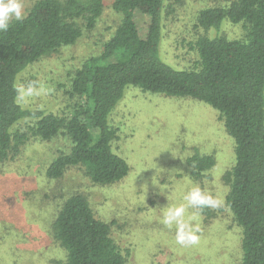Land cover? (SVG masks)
Returning a JSON list of instances; mask_svg holds the SVG:
<instances>
[{
    "label": "trees",
    "instance_id": "1",
    "mask_svg": "<svg viewBox=\"0 0 264 264\" xmlns=\"http://www.w3.org/2000/svg\"><path fill=\"white\" fill-rule=\"evenodd\" d=\"M180 1V0H176ZM202 9L199 26L206 32L195 43V68L178 69L164 61V0H114L121 22L100 55L86 59L75 72L71 95L82 98L71 116L23 108L18 100L19 75L45 55L73 45L84 29H93L104 12V0H36L23 21L0 32V164L15 156L31 136L50 140L67 136L69 152H60L47 169L59 179L72 166L92 181L123 180L130 165L113 147L117 130L110 117L128 86L167 96L191 97L219 111L235 142V163L225 174L226 205L241 228L239 264H264V0H226ZM147 18L144 28L138 17ZM84 20L83 24H79ZM226 22L244 24L243 39L221 34ZM32 118L27 131L14 130ZM192 175L202 178L216 157L196 151L189 159ZM212 217V208L199 209ZM52 234L66 250V264H126L128 256L82 193L61 205Z\"/></svg>",
    "mask_w": 264,
    "mask_h": 264
},
{
    "label": "rangeland",
    "instance_id": "2",
    "mask_svg": "<svg viewBox=\"0 0 264 264\" xmlns=\"http://www.w3.org/2000/svg\"><path fill=\"white\" fill-rule=\"evenodd\" d=\"M35 1L23 0L26 13ZM113 2L104 0L96 26L84 29L76 43L43 56L19 75L18 86L31 84L36 92L20 101L23 108L71 116L82 101L71 95L75 72L86 59L102 53L121 22ZM164 2L160 54L175 68H195L199 60L196 41L206 33H218L199 26L198 14L228 1ZM138 21L144 28L147 18L139 16ZM221 34L243 39L246 28L226 22ZM32 120H22L14 130L27 131ZM110 123L117 130L113 147L130 165L129 174L119 182L96 183L79 166L70 167L59 179L49 178L52 161L71 149L64 135L50 140L31 136L15 156L0 164V264H66V250L51 227L63 202L76 193L89 199L99 219L112 223V233L128 256L126 264H239L242 234L226 205L229 185L225 180L235 163V142L219 111L195 98L128 86ZM196 151L216 157L214 168L200 179L192 175L188 161ZM197 185L223 206L212 208V217L188 208L185 219L200 228V241L181 247L175 241V227L169 229L162 223L161 208L168 200L172 207L186 203L184 195Z\"/></svg>",
    "mask_w": 264,
    "mask_h": 264
},
{
    "label": "clouds",
    "instance_id": "3",
    "mask_svg": "<svg viewBox=\"0 0 264 264\" xmlns=\"http://www.w3.org/2000/svg\"><path fill=\"white\" fill-rule=\"evenodd\" d=\"M26 11L23 0H0V32L8 31L11 22L23 21L26 18ZM18 100L23 101L27 97L36 94L34 86L29 84L27 87H18ZM161 190V189H160ZM162 194L164 190H161ZM168 199V196H167ZM186 202L172 207L168 205L162 207V223L171 229L175 227V241L181 247H191L199 244L200 228L193 226L189 220L185 219L186 210L203 208H220L222 201L215 196L207 193L199 185L192 187L183 197Z\"/></svg>",
    "mask_w": 264,
    "mask_h": 264
}]
</instances>
